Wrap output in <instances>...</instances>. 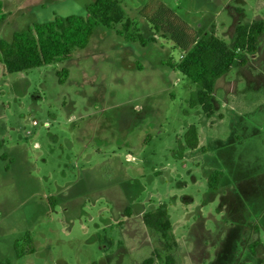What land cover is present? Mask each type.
I'll return each instance as SVG.
<instances>
[{
	"label": "rangeland",
	"instance_id": "1",
	"mask_svg": "<svg viewBox=\"0 0 264 264\" xmlns=\"http://www.w3.org/2000/svg\"><path fill=\"white\" fill-rule=\"evenodd\" d=\"M91 1L0 0V39L54 15H84ZM118 1L151 37L139 16L150 0ZM159 1L198 34L213 25L227 44L236 25L264 19V0ZM118 27H95L55 63L0 66V264H140L151 255L164 264L141 220L160 204L174 264H264V35L244 66L216 81L208 118L189 105L198 87L165 64L180 50L161 37L127 41ZM189 125L198 145L178 157ZM214 168L224 176L210 191Z\"/></svg>",
	"mask_w": 264,
	"mask_h": 264
},
{
	"label": "trees",
	"instance_id": "2",
	"mask_svg": "<svg viewBox=\"0 0 264 264\" xmlns=\"http://www.w3.org/2000/svg\"><path fill=\"white\" fill-rule=\"evenodd\" d=\"M84 15H54L45 22H33L25 29L15 31L10 40L0 39V66L7 73L23 72L32 68L51 64L68 58L75 48L87 45L95 27L113 28L127 41L137 42L141 46L156 42V37L169 40L180 50L179 61L165 62L191 80L198 88L190 98L189 105H199L206 117L213 114V92L216 81L228 73L233 65L244 66L250 56L257 52L259 40L264 35V19L257 18L247 24L234 27L229 44L216 36L212 25L208 31L198 34L178 17L172 9L159 0H150L139 10V16L150 27L153 35L144 38L133 22L125 17L124 9L118 0H93L84 6ZM0 20H4L1 13ZM59 73V74H58ZM58 75H65L62 69ZM61 81V77H59ZM198 145V133L194 125H189L179 143L178 157L184 150L192 151ZM0 160L5 161L0 141ZM224 176L222 169H212L207 177L210 191L218 190ZM143 225L158 235V242L165 251L164 264H174L177 248L172 233V225L164 204L142 214ZM260 244L256 238L248 243L249 252ZM156 252V251H155ZM159 256L157 252L154 254ZM153 255L140 264H152Z\"/></svg>",
	"mask_w": 264,
	"mask_h": 264
},
{
	"label": "built area",
	"instance_id": "3",
	"mask_svg": "<svg viewBox=\"0 0 264 264\" xmlns=\"http://www.w3.org/2000/svg\"><path fill=\"white\" fill-rule=\"evenodd\" d=\"M181 57H182V56L180 55V58H181ZM32 123H33V124H35L36 122H35V121H33Z\"/></svg>",
	"mask_w": 264,
	"mask_h": 264
},
{
	"label": "flooded vegetation",
	"instance_id": "4",
	"mask_svg": "<svg viewBox=\"0 0 264 264\" xmlns=\"http://www.w3.org/2000/svg\"><path fill=\"white\" fill-rule=\"evenodd\" d=\"M257 52H258V49H257ZM257 52H256V53H257ZM252 56H254V55H252ZM250 57H251V56H250Z\"/></svg>",
	"mask_w": 264,
	"mask_h": 264
},
{
	"label": "crops",
	"instance_id": "5",
	"mask_svg": "<svg viewBox=\"0 0 264 264\" xmlns=\"http://www.w3.org/2000/svg\"><path fill=\"white\" fill-rule=\"evenodd\" d=\"M1 161V160H0Z\"/></svg>",
	"mask_w": 264,
	"mask_h": 264
}]
</instances>
